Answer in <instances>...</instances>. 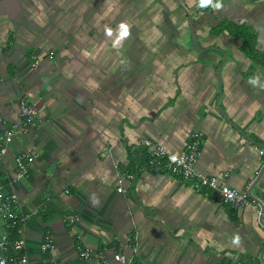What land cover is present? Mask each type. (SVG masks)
Instances as JSON below:
<instances>
[{
	"label": "crops",
	"instance_id": "0c3cea01",
	"mask_svg": "<svg viewBox=\"0 0 264 264\" xmlns=\"http://www.w3.org/2000/svg\"><path fill=\"white\" fill-rule=\"evenodd\" d=\"M178 1L193 35L175 0H0V131L20 125L23 97L38 109L0 164V195L28 217L22 235L0 218V235L23 240L29 264H79V246L110 263L264 264L256 204L232 210L147 172L142 141L179 156L201 133L198 172H230L241 193L262 173L264 204V0ZM30 153L18 180L15 158Z\"/></svg>",
	"mask_w": 264,
	"mask_h": 264
},
{
	"label": "built area",
	"instance_id": "2783aa9c",
	"mask_svg": "<svg viewBox=\"0 0 264 264\" xmlns=\"http://www.w3.org/2000/svg\"><path fill=\"white\" fill-rule=\"evenodd\" d=\"M40 60L33 58L32 70L38 69ZM19 114L21 123L14 126L10 131H0V164L8 157L10 145L16 137H26L31 130L36 127L38 119V109L28 97H23L19 101ZM6 125L4 118L0 116V129ZM191 142L185 153L174 156L164 147L158 146L150 140H144L141 145L149 151L147 162V172L155 174H167L173 177H180L192 182V190L221 206L229 207L232 210L246 209L252 204L257 205L258 224L264 230V204L258 203L250 198L248 192L241 193L229 188L224 181L231 173L227 172L221 177H204L198 172V165L202 157V139L201 133H192ZM264 155V150L260 151ZM36 156L32 153L22 154L15 158L17 169V179L22 180L27 176L31 166L36 161ZM135 180L134 175L118 177V192H124L126 181ZM253 183L250 185L252 187ZM249 188V189H250ZM18 203L16 195L3 197L0 195V218L3 220L6 230L18 235L23 234V227L28 219L27 216H18L14 213V208ZM137 240V237H136ZM25 243L23 240H11L8 235H0V264H29L27 257L23 254ZM55 251L54 239L51 235L45 238L42 246V253H52ZM77 253L80 259L79 264H132V258L118 256L115 263H110L105 258L94 259L93 252L89 248L77 247ZM16 254L18 256H13ZM44 264H58L53 259H44Z\"/></svg>",
	"mask_w": 264,
	"mask_h": 264
},
{
	"label": "water",
	"instance_id": "95a60500",
	"mask_svg": "<svg viewBox=\"0 0 264 264\" xmlns=\"http://www.w3.org/2000/svg\"><path fill=\"white\" fill-rule=\"evenodd\" d=\"M175 1L179 4V6H180L182 9H184V10L186 11V15H187V17H188V19H189V23H190V32H191V34L193 35V18H192V16H191V14L187 12V10L185 9V6L182 5L181 3H179L178 0H175ZM193 44H194L195 47H197V44H196V42H195V37H193ZM220 76H221V75H220V72H219V73H218V77H219V79H220ZM218 109H219L220 113L225 117V113L221 110V108H220L219 105H218ZM225 119H226V121H227L228 123H230V125H232L233 127H235V125H234V124H233L228 118L225 117ZM262 176H263V175H262V173H261V175H259V176L253 181V185H252V187L248 190V194H249L250 198L253 199V200H256V198H254V196H253V194H252V191H253L254 187L260 182Z\"/></svg>",
	"mask_w": 264,
	"mask_h": 264
},
{
	"label": "clouds",
	"instance_id": "9594fccd",
	"mask_svg": "<svg viewBox=\"0 0 264 264\" xmlns=\"http://www.w3.org/2000/svg\"><path fill=\"white\" fill-rule=\"evenodd\" d=\"M206 3H207V0H202V4H203L204 6H206ZM215 6H216V7H219L218 4L215 5ZM250 83H252V84H256L257 81H256L255 79H253V80L250 81ZM262 87H264V85H262Z\"/></svg>",
	"mask_w": 264,
	"mask_h": 264
}]
</instances>
